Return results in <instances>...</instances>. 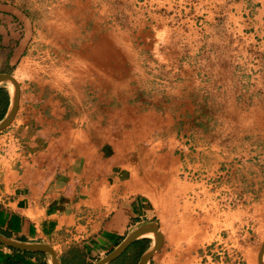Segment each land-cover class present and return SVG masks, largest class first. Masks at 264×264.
I'll return each instance as SVG.
<instances>
[{"label":"rangeland","instance_id":"obj_1","mask_svg":"<svg viewBox=\"0 0 264 264\" xmlns=\"http://www.w3.org/2000/svg\"><path fill=\"white\" fill-rule=\"evenodd\" d=\"M20 1L45 30H78L60 50L112 45L119 62L108 65V99L136 105L141 150L154 146L149 154L172 174L153 199L168 235L164 242L161 232L153 264H257L264 0Z\"/></svg>","mask_w":264,"mask_h":264},{"label":"crops","instance_id":"obj_2","mask_svg":"<svg viewBox=\"0 0 264 264\" xmlns=\"http://www.w3.org/2000/svg\"><path fill=\"white\" fill-rule=\"evenodd\" d=\"M33 14L20 0H0V73L19 89L16 113L0 130V234L47 243L58 264H95L141 224L163 232L165 242L153 199L171 173L149 154L154 146L141 150L136 105L108 99V65L119 62L112 45L60 50L78 30H45ZM9 83L0 82V119L13 95ZM153 236L136 237L103 264H137ZM0 264L53 263L45 252L0 241Z\"/></svg>","mask_w":264,"mask_h":264},{"label":"water","instance_id":"obj_3","mask_svg":"<svg viewBox=\"0 0 264 264\" xmlns=\"http://www.w3.org/2000/svg\"><path fill=\"white\" fill-rule=\"evenodd\" d=\"M8 80L12 82L14 86V92L12 95L11 103L4 114V116L0 119V130L5 128L13 119L17 106H18V95H19V89L17 82L15 79L8 73H0V82ZM152 230L154 232L153 236V243L152 245L146 249L140 256L138 263L137 264H146L149 258L152 256V254L157 250V248L161 244V233L157 231L154 227H151L150 224H141L134 228L130 233L127 234V236L119 242L112 250L110 253H108L104 258L100 259L97 263L95 264H103L112 258H114L116 255H118L121 251H123L128 244H130L133 239L136 237L146 233L147 231ZM0 241L4 244H6L9 247H14L18 249H22L25 251H32V252H45L47 253L52 260L53 264H58V258L57 254L54 251V249L48 245L47 243H34V242H17L12 239H9L3 235L0 234ZM264 250V239L261 243V245L258 248L257 251V264H263L262 262V253Z\"/></svg>","mask_w":264,"mask_h":264},{"label":"bare ground","instance_id":"obj_4","mask_svg":"<svg viewBox=\"0 0 264 264\" xmlns=\"http://www.w3.org/2000/svg\"><path fill=\"white\" fill-rule=\"evenodd\" d=\"M9 89H10L11 94H13L14 86H13L12 82L9 83ZM262 262L264 264V250H263V253H262Z\"/></svg>","mask_w":264,"mask_h":264},{"label":"trees","instance_id":"obj_5","mask_svg":"<svg viewBox=\"0 0 264 264\" xmlns=\"http://www.w3.org/2000/svg\"><path fill=\"white\" fill-rule=\"evenodd\" d=\"M1 88V87H0ZM2 91V90H1ZM0 99H1V97H0Z\"/></svg>","mask_w":264,"mask_h":264}]
</instances>
